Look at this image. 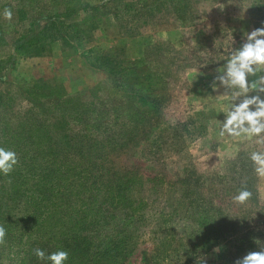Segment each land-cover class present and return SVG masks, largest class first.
I'll return each mask as SVG.
<instances>
[{
  "label": "rangeland",
  "instance_id": "rangeland-1",
  "mask_svg": "<svg viewBox=\"0 0 264 264\" xmlns=\"http://www.w3.org/2000/svg\"><path fill=\"white\" fill-rule=\"evenodd\" d=\"M169 1L76 0L71 4L75 15L60 25L66 41L37 37L24 51L17 49L21 39L38 34L44 16L63 13L65 7L60 0H0V147H8L3 142L7 129H23L32 151L28 167L36 176L39 154L52 142L48 131L63 132L62 116L75 111L68 104L59 108L51 90L62 88L68 96L93 102L99 111L83 119L88 123L114 106L119 114L100 131L112 143L110 170L155 180L145 182L150 190L143 211L138 205L129 211L136 213L135 226L123 264H235L249 252L264 250V175L251 159L253 152L264 153V143L258 136L220 135L232 90L219 87L214 77L223 73L247 33L264 26V0H184L192 13L183 16L185 23ZM24 6L26 18L20 20L16 10ZM5 9L12 13L10 20ZM112 52L129 60L141 55L144 70L161 78L163 114H142L136 98H117L107 73L96 68L98 57ZM178 122L187 126L176 129ZM72 123L77 128L81 120ZM240 165L253 169L247 183ZM6 178L0 173V183ZM251 186L254 193L246 203L234 202ZM75 200L71 197L70 206ZM115 216L108 209L107 235L125 231ZM27 226L19 233L31 236L35 247L37 238L48 236ZM19 233L18 240L5 237L0 244V264H21L26 237L20 242Z\"/></svg>",
  "mask_w": 264,
  "mask_h": 264
},
{
  "label": "trees",
  "instance_id": "trees-1",
  "mask_svg": "<svg viewBox=\"0 0 264 264\" xmlns=\"http://www.w3.org/2000/svg\"><path fill=\"white\" fill-rule=\"evenodd\" d=\"M75 1L60 0L65 11L45 15L44 26L38 34L30 38L23 37L21 40L24 42L18 45L17 49L26 51L37 41V37L44 40L46 38L66 41L60 25L65 24L66 18L75 15L74 6L71 5ZM154 2L158 5L164 4L161 0ZM169 2L174 5L179 21L185 23L186 21L181 20L183 16L187 13L192 14L186 1ZM152 5H146L147 9H151ZM85 6L87 5L83 7ZM25 8L28 7L16 10L20 20L26 18ZM182 8L187 12H181ZM52 33L59 36H52ZM3 41L0 34V47ZM140 57L141 55L129 60L116 56L113 52L108 55L101 54L97 59L96 68L107 73L113 91L118 95L117 98L123 100L136 98L137 104L134 105L139 106L136 109L143 111L142 114H163L166 100L161 95L162 92L160 93L162 80L152 75V71L144 70L147 65ZM55 89L51 90L49 95L60 101L59 108L66 104L74 107L75 111L71 114L74 117L62 116L63 132L53 129L55 133L52 130L48 131L52 142L46 146L47 150L39 154L42 165L36 176H31L33 172L28 167L29 157H32L31 147L27 143L29 134H23V129L9 128L3 135V142L8 145L7 149L15 151L21 158L8 178L0 183V226L6 230V240H18L16 234L20 230L28 229L27 225L38 233L46 230L48 236L42 240L37 238L36 247L30 243L31 236L19 233L20 242L26 237L18 256L21 264H30L29 261H32V264H51L47 259L40 260L36 257L34 250L37 248L42 249L46 256L58 250L67 251L69 257L65 264H123L129 253L131 234L135 226L133 219L136 213L129 211L135 209V205L142 209L146 204L144 195L150 190V186L145 185V182L151 183L155 180L144 179L137 174L131 176L132 173L127 171L110 170L107 162L112 143L109 136L103 135L100 131L106 122L114 120L119 114L115 113L114 106L104 108L102 112L106 115H98L97 119L88 123L83 119L98 114L97 106L82 96L79 98L68 96L62 88ZM126 111L124 114H128ZM73 120H81L80 126L71 127L74 125ZM186 126V123L179 122L174 125L176 129ZM37 131L40 132V128L34 132L35 138L40 137ZM180 143L184 148L186 140L183 138ZM240 171L243 172L245 183L254 173L253 169L249 171L242 165ZM12 173H15V178H11ZM31 180L33 185L30 184ZM135 181H139L137 188ZM75 190H78L77 195L74 193ZM248 191H252V186ZM71 197L76 198L73 206H70ZM108 209L113 210L115 220L123 223L124 232L113 236L105 233L110 227L106 223ZM246 237L243 236L242 239L245 240Z\"/></svg>",
  "mask_w": 264,
  "mask_h": 264
},
{
  "label": "clouds",
  "instance_id": "clouds-1",
  "mask_svg": "<svg viewBox=\"0 0 264 264\" xmlns=\"http://www.w3.org/2000/svg\"><path fill=\"white\" fill-rule=\"evenodd\" d=\"M12 13L4 10L5 19L10 20ZM264 26L247 33L244 43L231 54L223 69V73L216 75L214 81L219 87L231 92L233 103L226 109V116L222 124L220 135L233 137L258 136L264 143ZM250 77L255 79L249 80ZM217 84V83H216ZM256 93L249 95V93ZM251 159L259 165L256 171L264 175V153L253 152ZM18 155L15 151L0 147V173L7 176L18 164ZM252 193L246 188L233 197L237 204L246 203ZM6 230L0 226V244L4 243ZM34 254L40 260L47 259L51 264H65L69 253L58 250L45 254L42 249H35ZM235 264H264V250L249 252Z\"/></svg>",
  "mask_w": 264,
  "mask_h": 264
}]
</instances>
